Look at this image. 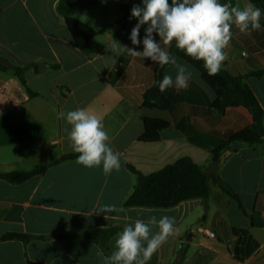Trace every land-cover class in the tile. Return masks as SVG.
<instances>
[{"label":"crops","instance_id":"0c3cea01","mask_svg":"<svg viewBox=\"0 0 264 264\" xmlns=\"http://www.w3.org/2000/svg\"><path fill=\"white\" fill-rule=\"evenodd\" d=\"M57 1L0 0V57L21 68L24 80L12 68H0V174L52 162L20 183L0 177V236L29 235L26 241L0 239V264H102L97 252L110 255L126 223L152 215L175 223L148 264H264V137L257 144L232 141L252 124L249 110L223 105L218 111L214 90L179 58L192 72L188 86L168 89L162 104L144 99L161 68L173 77L175 69L130 54L128 47L142 50V45L128 39L134 18L121 26V4L127 3L130 17L140 0H100L77 9L73 18L95 33L81 45L57 12ZM219 2L241 8L251 2L264 10V0ZM261 25L249 33L232 26L221 68L240 76L252 91L264 127V15ZM113 43L121 44L118 52L109 48ZM174 44L162 47L169 51ZM39 63L45 64L41 70ZM76 108L102 120L120 156L119 171L106 177L101 168L68 157L75 154L66 138L69 126L58 113ZM145 120L165 123L157 139H140ZM216 150L219 161L211 164ZM184 156L208 175L205 199L169 208L123 205L135 184L129 166L149 174ZM212 174L229 185L239 203L212 181ZM100 205L114 211L98 212L94 207Z\"/></svg>","mask_w":264,"mask_h":264},{"label":"clouds","instance_id":"9594fccd","mask_svg":"<svg viewBox=\"0 0 264 264\" xmlns=\"http://www.w3.org/2000/svg\"><path fill=\"white\" fill-rule=\"evenodd\" d=\"M264 10L249 2L244 7L229 6L219 0H140L133 5L129 19H135L128 39L134 46L142 45V50L129 48L133 57L143 61L171 65L175 76L165 74L155 82L161 93L168 89L182 90L188 86L192 72L188 67L170 55L164 46L175 43V48L185 56L202 61L209 75L217 74L225 60V48L232 37L235 25L241 33L260 30ZM143 37L140 36L141 27ZM155 34V36H154ZM158 37L159 39H156ZM121 45V44H120ZM120 45H110L112 52H118ZM58 117L69 126L65 128L66 138L72 152L77 153L76 163L86 168H101L104 176H109L121 168L120 156L110 146V139L104 130L102 120L87 108L61 111ZM98 212L110 213L114 206L94 207ZM174 218L152 215L144 219H134L126 223L116 234L113 250L105 256L97 252L102 264H148L152 255L174 232ZM156 228L157 231H153Z\"/></svg>","mask_w":264,"mask_h":264},{"label":"trees","instance_id":"16d2710c","mask_svg":"<svg viewBox=\"0 0 264 264\" xmlns=\"http://www.w3.org/2000/svg\"><path fill=\"white\" fill-rule=\"evenodd\" d=\"M99 2L100 0L57 1V12L65 19L73 40L77 45H81L95 33L86 24L73 18V13L79 8L90 7ZM128 19L129 8L127 3H123L121 4V26H125ZM168 52L170 55H174L176 58L189 63L200 73L201 78L215 92L216 99L214 106L218 111L222 110L223 105L243 106L249 110L253 120L252 124L236 133L232 141L246 142L249 144L261 142L264 137L262 122L263 109L259 106L254 94L242 81L240 76L233 75L222 68L217 74L209 75L203 68L202 61H196L185 56L182 51L175 48V44ZM0 68H12L21 81L24 82L21 68L12 65L2 57H0ZM256 74H260V72ZM163 76V69L161 68L155 75L152 85L144 92V99H150L155 103L162 104L168 90L161 93L158 87L155 86V82L162 79ZM164 124L165 123L162 121L145 120L144 132L140 136V139L144 141L157 139L158 134L156 131L163 127ZM224 147L226 148L227 145ZM219 154L220 152L218 150L211 152V164H216L219 161ZM77 155L78 154L75 153L68 157L74 158ZM51 164L52 162L34 166L29 170L0 174V177L11 183H20L33 175L44 172ZM129 169L135 174V184L132 191L123 202L125 207L169 208L184 200L193 198L205 199L209 194L208 175L206 171L188 156L181 157L149 174H142L132 166H129ZM211 179L239 203L235 193L219 176L212 174ZM28 238L29 235L19 232H9L0 236V239H20L23 241H26ZM28 264L37 263L29 262Z\"/></svg>","mask_w":264,"mask_h":264},{"label":"built area","instance_id":"2783aa9c","mask_svg":"<svg viewBox=\"0 0 264 264\" xmlns=\"http://www.w3.org/2000/svg\"><path fill=\"white\" fill-rule=\"evenodd\" d=\"M205 234H206L208 237H214V236H215V233H214L212 230H206V231H205Z\"/></svg>","mask_w":264,"mask_h":264},{"label":"water","instance_id":"95a60500","mask_svg":"<svg viewBox=\"0 0 264 264\" xmlns=\"http://www.w3.org/2000/svg\"><path fill=\"white\" fill-rule=\"evenodd\" d=\"M44 65H45L44 63H39V69L41 70ZM222 159H223V154L220 156V162L222 161Z\"/></svg>","mask_w":264,"mask_h":264}]
</instances>
